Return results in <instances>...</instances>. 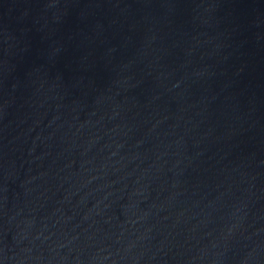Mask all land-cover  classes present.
<instances>
[{
    "label": "water",
    "instance_id": "obj_1",
    "mask_svg": "<svg viewBox=\"0 0 264 264\" xmlns=\"http://www.w3.org/2000/svg\"><path fill=\"white\" fill-rule=\"evenodd\" d=\"M0 264H264V0H0Z\"/></svg>",
    "mask_w": 264,
    "mask_h": 264
}]
</instances>
